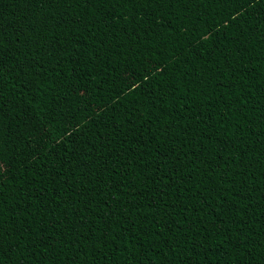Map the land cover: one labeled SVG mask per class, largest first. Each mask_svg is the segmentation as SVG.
<instances>
[{
  "label": "trees",
  "instance_id": "trees-1",
  "mask_svg": "<svg viewBox=\"0 0 264 264\" xmlns=\"http://www.w3.org/2000/svg\"><path fill=\"white\" fill-rule=\"evenodd\" d=\"M0 264H264V0H0Z\"/></svg>",
  "mask_w": 264,
  "mask_h": 264
}]
</instances>
